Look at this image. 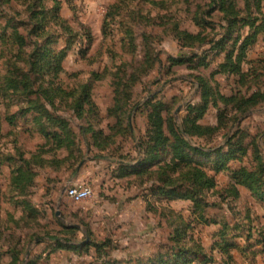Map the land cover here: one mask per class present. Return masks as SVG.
Returning a JSON list of instances; mask_svg holds the SVG:
<instances>
[{"label":"rangeland","instance_id":"obj_1","mask_svg":"<svg viewBox=\"0 0 264 264\" xmlns=\"http://www.w3.org/2000/svg\"><path fill=\"white\" fill-rule=\"evenodd\" d=\"M232 1L239 19L263 24L239 66L244 72L252 67L258 77L252 72L243 81L221 66L253 30L239 21L228 34L218 7L199 24L209 0H0V264H200L204 257L211 258L207 264H264V244L256 240L264 229V201L243 185L237 199L226 191L241 166L260 179L264 173V103L227 133L234 113L221 99L264 81V0L259 8L254 0ZM113 5L120 9L107 18L102 35ZM175 26L206 39L183 47ZM204 82L213 94L199 122L219 128L208 138H190L207 153L186 148L182 160L185 170H201L216 187L201 190L194 206L169 188L138 183L136 170L164 167L172 153L163 150L157 161L141 163L135 146L152 130L146 102L159 103L161 116L180 124L187 105L202 101ZM119 105L126 109L122 116L113 111ZM128 115L130 131H118L116 119L124 127ZM64 129L72 145L54 154L55 140L45 133ZM98 130L105 137L95 135ZM229 137L240 150L217 170L220 156L213 151L225 153ZM77 182L92 194L75 202L65 190ZM174 230L183 236L179 242ZM179 246L185 253L178 263L157 261L160 253L164 261L176 257L171 248Z\"/></svg>","mask_w":264,"mask_h":264},{"label":"trees","instance_id":"obj_2","mask_svg":"<svg viewBox=\"0 0 264 264\" xmlns=\"http://www.w3.org/2000/svg\"><path fill=\"white\" fill-rule=\"evenodd\" d=\"M209 5L212 6L207 12H203L204 16L199 17V21L201 23L205 22V17L211 16V13L216 10V7H218V11L223 12L224 16L223 18L226 20L227 23V32L230 34V30L237 24V22L241 21L243 25L249 24V27L252 28L253 31L248 33L243 37L241 42L239 43L237 49L238 54L235 55L233 58V52L230 51L225 60V64L221 66V68L229 67V70L231 73H236L240 77V81H243L249 73L255 74L256 77L258 75L256 74L255 69L252 67L250 68V72H244L242 69H240V63L244 61L245 58V51L248 47H250L252 44H254L255 36L259 29L263 27V24L260 23V25H255L253 21L246 22V17H240V9L236 6V3L232 0H209ZM6 1H2V3H5ZM261 0H254V4L257 8L260 7ZM228 4V5H227ZM114 10V12H106L103 18L102 23V35H104V29L105 23L107 21V18L114 15V13L120 9L118 5L111 6ZM251 8V4L246 1L244 9L249 10ZM36 13V12H35ZM32 15V13H31ZM122 21L119 22V25H122ZM205 25L209 26L210 24L208 22L205 23ZM176 27V26H175ZM34 28V27H33ZM176 30V37L179 43L183 47H193L196 44H200L206 39L205 37H201V32L199 31L196 34L188 33L187 31L178 30L177 27L174 28ZM230 29V30H229ZM28 32L33 35V29L29 30ZM19 36H21L20 33H18ZM89 36V35H88ZM133 40V38H132ZM225 38H222L219 42L220 50L223 49L225 46ZM239 38H236L234 40L233 45L237 46V41ZM212 42V41H209ZM31 56V55H30ZM257 62V61H256ZM255 62V63H256ZM263 61L259 63H263ZM13 72V71H10ZM16 72V71H15ZM18 75L22 74L21 71L17 70ZM27 76V75H25ZM8 79L11 81H14L11 77H8ZM122 80V78H121ZM15 82L21 83V80L18 81L15 79ZM31 84H33L34 79L29 80ZM120 81H118L119 84ZM128 81H124L120 84V86L125 87ZM202 91H201V98L202 101L194 104H188L186 108V115L181 120L180 124H176L174 120L172 119H165L161 116V113L159 112V103L158 104H151L149 101L146 102V104H150V112L148 113V122L152 127L151 131H148L146 136L138 141L137 143V150L142 151L143 157L141 158V163L151 161H157L158 154L161 151H165V155H168L171 151L172 155L170 157V160H168V163L164 167L155 168V169H144V170H136L134 175L138 178L140 177V181L138 183L142 184L144 181H151V185L154 186V189L157 191H166V188H169L172 190L173 193L178 192L176 194H179L177 198L179 199H189L194 206L197 205V194L201 192L204 188H210L213 189L216 187L215 182L213 181V178L210 176H206L201 170L195 168V167H189V170L186 168L188 165H185L183 162V158L185 156V150L186 148L193 150L198 153H207L203 150L202 147L194 146L191 142V139L193 138H208L210 135L213 134L219 127H210L203 125L199 122V119L203 116L207 105H208V98L213 94L212 89L210 85L208 86L207 83H201ZM117 91V89H115ZM221 99L225 102V104H232L230 107V111L234 113V116L231 117V123L227 127V133L232 129V127L236 124L238 121V118L246 113L251 108H254L260 104L264 103V81L263 83H258L254 90H252L249 93L240 94L239 91H237L234 94H230L227 96H221ZM85 101V98H82L81 101H78L75 104V112L77 114H80L83 107V102ZM125 103V101H124ZM226 107L222 109L220 112V122L218 120V125H223V116L226 115ZM114 113L118 112L119 116H122L126 109L124 106L119 105L114 108ZM116 125H118V131H124L126 130L130 131V124H129V115L127 117V124L124 127H121V118L118 117L116 119ZM63 123V122H62ZM165 125L166 129L165 131L162 129V126ZM65 128V126H63ZM236 130H238L236 128ZM235 130V132H237ZM44 131V129H42ZM102 132V131H101ZM99 130L94 132L95 135L98 137H105L103 132L101 133ZM52 135L51 137L55 140V147H54V154L56 153V150L60 149L63 144H69L72 145L69 136H67V133L65 132V129L62 130V132L54 131V132H46L45 136ZM69 135V134H68ZM233 137V135L231 136ZM227 140V144H230V148L225 153H220L218 150H214L213 153L220 156L219 159L216 158L217 165L219 166V169L217 170H223L226 168L227 162L233 158V155L235 152H237L240 149H235L233 147V143H230V138ZM189 138V139H188ZM191 138V139H190ZM232 144V145H231ZM235 145V144H234ZM237 145V144H236ZM181 146V147H180ZM181 148V152L177 153L175 152L179 148ZM177 148V149H176ZM170 150V151H169ZM43 160V159H42ZM58 159H55V161ZM34 161V160H33ZM57 162V161H56ZM25 163H30L29 160L25 159ZM58 163V162H57ZM132 172V171H131ZM261 179L257 177L256 172L252 169H248L245 166L239 167V169H235L232 171V177H231V183L227 187V195H231L233 199H237L240 197V192L237 188V185H243L244 187L248 188L257 199H260L264 201V177H263V171H260ZM176 181H179L180 183H177ZM178 184H181L184 186V189L180 192L177 190V188H173L172 186H176ZM173 188V189H172ZM191 190H194L195 193H191ZM168 192V191H167ZM248 213V212H247ZM247 217V216H246ZM258 232L259 238L256 240L259 242H262L264 244V229H260ZM252 234V233H251ZM180 237H183L180 233V230H174V239H176L177 242L180 241ZM90 245V244H88ZM228 245V244H227ZM234 244H229V246H232ZM99 250V247L96 246V251ZM172 250H175L173 254L176 255V257H169L167 260H162L164 258L163 254L160 253L158 256L157 261L159 263L162 261V263H166V261H175V263H178L179 260L182 258L185 251L182 247H172ZM188 250V249H187ZM204 256V255H203ZM197 258V257H196ZM190 261H193L192 259H186L183 264H187ZM211 261V258H203L200 259V264H207Z\"/></svg>","mask_w":264,"mask_h":264},{"label":"built area","instance_id":"obj_3","mask_svg":"<svg viewBox=\"0 0 264 264\" xmlns=\"http://www.w3.org/2000/svg\"><path fill=\"white\" fill-rule=\"evenodd\" d=\"M92 194V188L84 182H77L67 186L65 195L72 201L78 202L88 198Z\"/></svg>","mask_w":264,"mask_h":264}]
</instances>
